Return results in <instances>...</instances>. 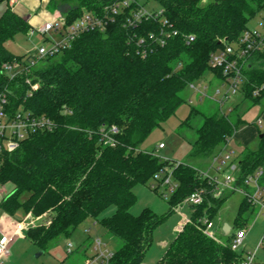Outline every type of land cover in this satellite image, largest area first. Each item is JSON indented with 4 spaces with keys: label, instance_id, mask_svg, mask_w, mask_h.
Segmentation results:
<instances>
[{
    "label": "trees",
    "instance_id": "trees-1",
    "mask_svg": "<svg viewBox=\"0 0 264 264\" xmlns=\"http://www.w3.org/2000/svg\"><path fill=\"white\" fill-rule=\"evenodd\" d=\"M111 1L77 0L63 14L71 22L84 8L99 12ZM154 1L178 31L163 46H155L142 57L138 39L156 30L157 20H143L127 28L120 15L104 32H84L61 53L40 61L34 71L39 86L30 95L22 78L20 84L9 81L1 73V65L24 56L10 52L4 43L19 32L27 33L31 25L9 5L0 14V86L8 85L12 108L23 103L34 114L47 115L57 123L53 131H36L15 150L3 153L0 164V184L13 185L0 200L2 213L51 214L48 224L24 231V236L42 250L54 239L69 237L80 223L91 219L121 240L109 264H142L152 232L165 216H156L148 207L132 214L130 208L136 201L133 187L150 182L163 167H173L177 186L168 198L169 213L194 189L210 190L208 179L200 177L194 166L175 165L139 146L187 101L184 92L188 83L210 71L219 74L209 65L210 53L222 48L224 42L237 41L249 21L264 10V0ZM251 61L244 70L241 99L258 104L264 89L257 96L253 90L264 85V51L252 55ZM62 106L70 112H63ZM237 108L238 103H232L227 114L218 107L203 114L191 157L211 156L248 123ZM197 113L200 111L191 107L187 119ZM112 125L118 129L112 134L114 142L104 143L102 131L107 132ZM257 136V147L245 146L237 158L239 181L256 168H264V132ZM226 197L208 194L200 205L189 206L191 222L175 234L155 264L241 262L244 254L230 248L231 235L224 246L197 228L200 216L214 219ZM112 206L114 211L103 215ZM250 208L251 203L242 198L235 218L237 228L245 219L239 216Z\"/></svg>",
    "mask_w": 264,
    "mask_h": 264
},
{
    "label": "built area",
    "instance_id": "built-area-1",
    "mask_svg": "<svg viewBox=\"0 0 264 264\" xmlns=\"http://www.w3.org/2000/svg\"><path fill=\"white\" fill-rule=\"evenodd\" d=\"M120 15L124 17L122 22L127 28L136 27L143 20H157V29L149 31L146 36H141L138 39L137 44L140 46L138 52L142 57H145L155 46H163L169 38L178 34L172 23L163 15V9L148 10L140 4L139 0H113L105 4L99 12L84 8L80 16L71 22H67L65 15L55 10L50 18L28 30L29 35L40 33L46 44L39 45L35 48L34 53L2 63L1 73L6 75L9 81H14L15 84H20L17 81L20 76L22 83L27 86V95H30L31 91L39 86V82L34 80L36 78L34 71L40 61L61 53L84 32H104L107 26L115 22ZM187 38L191 39L192 36H187ZM261 51H264V15L261 16L256 26L244 29L237 41L224 42L222 48L210 53V67L219 70V74L214 72L210 74L212 78L218 80V85L212 93H207L208 85L201 79L188 83V89L198 95L199 101H203L205 97L215 101L219 111L227 114L232 110V104L229 103L233 96H243L242 85L246 80L244 70L250 65L252 55ZM262 89H264V85L255 88L253 95H259ZM9 94L10 89L7 84L0 86V164L3 153L15 150L22 140L34 132L53 131L57 127L53 118L44 114H34L25 108L23 103L12 108ZM192 101V97L187 98V102L191 103ZM62 109L63 112H70L65 106H62ZM117 132L118 129L114 125L107 132L103 130L104 143H113L112 134ZM229 142L230 138L217 152L211 155L212 163L209 170L203 172L197 169L200 177L208 179L210 190L206 187L194 189L182 201L175 204L172 210H178L183 203H187L188 206L200 205L208 194H211L213 198H220L232 192L241 193L253 207L259 211L264 210V168H256L239 181L237 160L233 159V150L227 147ZM163 147L162 142L158 143V149ZM156 149L153 153L156 152ZM173 162L175 165L179 164L177 161ZM172 169L173 167L165 166L156 172L151 178L150 187L155 190L163 188L162 194L170 195L177 186L172 178ZM5 193L7 192L3 187L0 188L1 199L6 195ZM33 222L30 220L27 222L11 221L14 227L9 232H1L0 264L9 258L13 239L32 227ZM189 222H191L190 215H184L177 230ZM213 224V220L204 214L198 218L197 228L219 242L218 236L212 229ZM246 231L245 228H240L230 234L229 245L232 250H243ZM262 247H264V234L260 237L254 250L244 255L240 264H255L256 250ZM92 248L93 255L86 257L83 264H109L113 251L107 247L106 243L99 237H95L92 240ZM66 251L67 253L72 251L71 243H67Z\"/></svg>",
    "mask_w": 264,
    "mask_h": 264
},
{
    "label": "rangeland",
    "instance_id": "rangeland-1",
    "mask_svg": "<svg viewBox=\"0 0 264 264\" xmlns=\"http://www.w3.org/2000/svg\"><path fill=\"white\" fill-rule=\"evenodd\" d=\"M19 0H6L0 3V9L3 6H10L14 10L15 4ZM203 1V0H202ZM209 0H204V2ZM140 4L144 5L148 10H159L160 6L154 0H139ZM24 4H27L23 1ZM77 4V0H34V6H28L29 9L25 14H30L31 21L34 20V26L39 25L46 19L50 18L51 14L58 10L62 14L68 9V7ZM264 15V10H261L256 16H254L248 23V28L257 25L261 16ZM25 18V15H21ZM26 19V18H25ZM30 26V27H34ZM41 44H46L43 36L40 33L29 35V33L19 32L14 35L13 38L8 39L4 45L6 48L14 54L34 53L35 48ZM251 61V59H250ZM252 62V61H251ZM39 62L36 68L41 64ZM211 72H207L201 78V81L208 85L207 93L213 92V89L218 85V80L212 78ZM20 80V76L17 81ZM22 81V79H21ZM186 99L192 97L191 103L185 101L182 103L175 113L168 119L155 127L146 139L140 144V149L145 151H155L158 143L162 142L164 147L156 149V154L162 158L169 160L190 164L200 171L209 170L212 163L211 156L209 157H191L190 152L192 150V144L196 139V129L203 121V114H209L217 111V103L207 97L203 101L198 100V95L187 89L184 92ZM238 103L237 112L241 117L248 121L254 122L257 116H260L264 111V98L260 100L258 104H252L249 100L241 99L240 95L233 96V99L229 104ZM194 107L199 110L200 113L192 114L188 119L190 108ZM264 120V119H262ZM241 127H239L240 129ZM259 132H264V121L259 126ZM230 143V142H229ZM258 144V136L254 137L250 142L243 145L234 140L231 141L229 147L233 149V159L237 160L241 150L246 146L249 149H255ZM223 144L220 145L222 147ZM218 147V149L220 148ZM217 149V150H218ZM217 150L215 152H217ZM214 152V153H215ZM148 181L146 184H136L133 187V192L136 195V201L131 206L130 212L134 215L139 214L143 208L148 207L158 217L165 216V218L154 228L152 232V241L145 253V262L148 258H151L149 262H156L159 257L163 255L166 248L162 247L159 241L165 240L169 242L173 239V227H175L182 220L184 215H189V206L187 203H183L178 210L174 209L169 213L170 205L168 203V196H164L162 193L163 188L157 190L150 187ZM9 193L13 185L6 183L0 184V188ZM5 193V194H7ZM243 195L239 192H232L227 194L226 199L223 201L217 215L213 219V230L218 236V244L226 245L227 235L223 232V227L219 226L220 223L228 224L231 227V232L237 228L235 225V218L237 216V208L239 202L242 200ZM1 200V195H0ZM251 207H253L251 205ZM254 208V207H253ZM114 211V207H110L104 211L103 215H110ZM258 209L251 214L247 211L241 213L239 216L241 222V228L247 230V235L244 240L243 254L252 252L257 245L260 237L264 234V211H261L257 215ZM3 213L0 211V217ZM10 216V215H9ZM50 212L44 213L39 217H34L31 213H23L22 210H18L13 216H10L8 220L27 222L34 221L32 227L39 224H48L50 219ZM185 225V224H184ZM181 229L176 230L177 234ZM14 227V226H13ZM222 231V233H221ZM230 235V234H229ZM207 236V235H206ZM95 237H99L107 247L114 251L120 244L121 240L115 236H112L99 224H93L91 219H87L80 223L76 229L71 233L69 237H59L49 242L45 249H41L38 244L25 236H18L13 239L10 246V256L4 260L2 264H83L84 257H91L94 253L92 248V240ZM212 239V238H211ZM67 243L72 244V253H67ZM84 250V254L83 251ZM258 264H264V247L260 248L254 258ZM237 264H240L237 263Z\"/></svg>",
    "mask_w": 264,
    "mask_h": 264
},
{
    "label": "crops",
    "instance_id": "crops-1",
    "mask_svg": "<svg viewBox=\"0 0 264 264\" xmlns=\"http://www.w3.org/2000/svg\"><path fill=\"white\" fill-rule=\"evenodd\" d=\"M23 1L24 2H26L27 4H24L23 3ZM42 1H44V2H46L47 0H42ZM28 6H31V7H33L34 6V0H19V1H17V4H15V6H14V11L15 12H17L18 14H20V15H25V18L28 20V22H29V24L30 25H32V26H34V24L36 23H34V20L33 21H31L32 19L30 18V14H25L27 11H28V9H29V7ZM6 8V6H3L1 9H0V14L3 12V10ZM27 10V11H26ZM41 24V23H40ZM262 119H264V111H262L261 112V114H260V116H257L256 117V119H255V121L254 122H248L247 124H244V125H242L241 126V128L240 129H238L235 133H234V135L232 136V138H231V140H230V143H231V141L232 140H234V141H236V142H239L240 144H243V145H245V144H247L248 142H250L254 137H256L257 135H258V132H259V126H261V124H262V121H264V120H262ZM230 143H228V145H227V147L229 148V149H231V150H233L232 148H230L229 147V144ZM233 153H234V151H233ZM240 203V202H239ZM239 206V205H238ZM237 210H238V208H237ZM252 210V211H251ZM255 211V207L252 209V208H250V211H247V213L248 214H251V213H253ZM261 211H264V210H261ZM261 211H259L258 210V213H257V215H259L260 214V212ZM10 216L8 215V214H6V213H3L2 215H1V217H0V234H1V232H9L12 228H13V224H11V221L12 220H8V218H9ZM93 224H95L94 222H93ZM179 224H180V222H179ZM179 224H177L175 227H173V232H174V234H173V237L175 236V233H176V230H177V228H178V226H179ZM220 227L222 226H224L222 223H220V225H219ZM224 232V231H223ZM221 233H222V231H221ZM226 235H228V234H231L232 232H231V227H229V229H228V231L227 232H224ZM246 235H247V231H246ZM20 236H24V232H23V234L22 235H20ZM18 237V236H17ZM172 240V239H171ZM171 240L169 241V242H167V241H165V240H161V241H159V243L161 244V246L162 247H165V248H167V246L169 245V243L171 242ZM256 247V246H255ZM148 250V249H147ZM254 250V249H253ZM259 249H257L256 250V253H257V251H258ZM82 252H84V250L82 251ZM256 253H255V255H256ZM164 254V253H163ZM162 257V256H161ZM161 257H159V259L161 258ZM85 258V257H84ZM145 258V257H144ZM255 258V257H254ZM158 259V260H159ZM145 260V259H144ZM143 260V263L142 264H155L154 262H149V260H151V258H148L147 260H146V262ZM255 262V264H258L256 261H254Z\"/></svg>",
    "mask_w": 264,
    "mask_h": 264
},
{
    "label": "water",
    "instance_id": "water-1",
    "mask_svg": "<svg viewBox=\"0 0 264 264\" xmlns=\"http://www.w3.org/2000/svg\"><path fill=\"white\" fill-rule=\"evenodd\" d=\"M261 135H262V134H260V136H261ZM228 229H229V225H228V224H224V226H223V231H224V232H227Z\"/></svg>",
    "mask_w": 264,
    "mask_h": 264
}]
</instances>
